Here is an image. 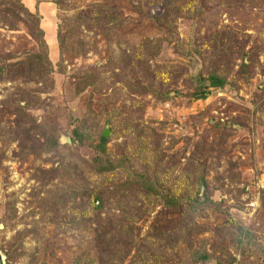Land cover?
<instances>
[{"label":"rangeland","instance_id":"obj_1","mask_svg":"<svg viewBox=\"0 0 264 264\" xmlns=\"http://www.w3.org/2000/svg\"><path fill=\"white\" fill-rule=\"evenodd\" d=\"M0 262L264 264V0H0Z\"/></svg>","mask_w":264,"mask_h":264},{"label":"trees","instance_id":"obj_2","mask_svg":"<svg viewBox=\"0 0 264 264\" xmlns=\"http://www.w3.org/2000/svg\"><path fill=\"white\" fill-rule=\"evenodd\" d=\"M180 2H181V1H180ZM177 5H181V4L179 3V4H177ZM182 5H183V4H182ZM179 9H180V8H179ZM207 75H208V76H207V80L209 81V87L218 88V87L221 86L222 81L220 80V78L217 76L216 73H212V72H210L209 74L207 73ZM204 95H205V90H203V91H201V92L195 94L193 98L199 99V98H202ZM105 141H106V140L104 139V137H102V138L100 139V142H101L102 145L105 144ZM207 258H208V255H203V256H202V259H203V260H206Z\"/></svg>","mask_w":264,"mask_h":264},{"label":"water","instance_id":"obj_3","mask_svg":"<svg viewBox=\"0 0 264 264\" xmlns=\"http://www.w3.org/2000/svg\"><path fill=\"white\" fill-rule=\"evenodd\" d=\"M106 136V134H104ZM1 263V262H0Z\"/></svg>","mask_w":264,"mask_h":264}]
</instances>
